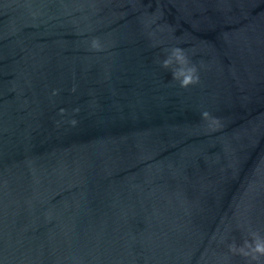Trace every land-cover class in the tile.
<instances>
[{
  "label": "water",
  "instance_id": "water-1",
  "mask_svg": "<svg viewBox=\"0 0 264 264\" xmlns=\"http://www.w3.org/2000/svg\"><path fill=\"white\" fill-rule=\"evenodd\" d=\"M252 232L264 0H0V264H256Z\"/></svg>",
  "mask_w": 264,
  "mask_h": 264
},
{
  "label": "clouds",
  "instance_id": "clouds-1",
  "mask_svg": "<svg viewBox=\"0 0 264 264\" xmlns=\"http://www.w3.org/2000/svg\"><path fill=\"white\" fill-rule=\"evenodd\" d=\"M91 48L93 50H102L101 43L98 38L91 41ZM162 66L166 69H171L172 79L178 81L182 88H187L190 85L199 83L198 69L195 65L191 64L185 50L181 47H173L170 54L162 62ZM75 91V89H73ZM58 94V90L53 91V95ZM61 109V113H63ZM75 111H79L76 109ZM202 119L208 121V127L211 131H216L220 126V119L213 117L208 111H204ZM70 123L75 126L77 121L71 120ZM229 249L234 254H240L245 258H250L259 264L260 259L264 257V237L260 236L258 232L251 233V240H245L243 246L237 247L235 243L229 245Z\"/></svg>",
  "mask_w": 264,
  "mask_h": 264
}]
</instances>
